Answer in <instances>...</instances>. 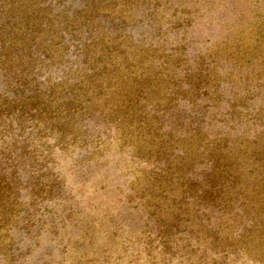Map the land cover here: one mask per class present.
Instances as JSON below:
<instances>
[{
    "label": "rangeland",
    "instance_id": "1",
    "mask_svg": "<svg viewBox=\"0 0 264 264\" xmlns=\"http://www.w3.org/2000/svg\"><path fill=\"white\" fill-rule=\"evenodd\" d=\"M91 1L47 0L56 20L53 26L58 25L67 47L63 65L52 66L29 49L16 79L7 81L0 68V102L39 90L62 101L68 91L58 92L57 87L85 62L89 35L86 25L71 29L70 16ZM133 3L135 11L125 13L126 32L149 48L150 55L152 49L171 55L182 52L186 59L178 61L174 55L171 62L187 61L183 85L196 82L181 89L174 111L179 125L176 117L170 118L163 131L175 126L173 130L184 135L193 127L212 138L239 142L260 136L255 143L263 162L261 167L253 166L263 171L264 0ZM4 13L0 4V47L7 30ZM105 25L110 26V21ZM111 25L119 27L116 22ZM249 47L259 59L238 66L232 56L243 55ZM78 110L69 131L62 123L61 129H46L41 119L33 123L31 113L22 119H0V164L7 163V174L18 191V215L9 231L13 248L0 252V264H264V222L243 214L245 208L253 216L256 210L262 212L264 200L237 206L225 221L215 209L204 216L202 224L208 232H201L200 238L187 233L181 234L183 241L174 248L161 244L148 211L135 198L136 189L145 183L142 174L150 168L133 158L130 148L121 147L114 126L99 115ZM205 170L200 167L195 172L200 183ZM251 173L244 174L249 193H262L264 184L253 182Z\"/></svg>",
    "mask_w": 264,
    "mask_h": 264
},
{
    "label": "trees",
    "instance_id": "2",
    "mask_svg": "<svg viewBox=\"0 0 264 264\" xmlns=\"http://www.w3.org/2000/svg\"><path fill=\"white\" fill-rule=\"evenodd\" d=\"M132 3L133 0H92L89 7L73 13L71 29L81 30L86 25L89 35L84 44L85 62L71 67L74 72L65 78L62 87H57L58 92L68 93L62 96V101L52 94H41L40 90L26 97L5 98L0 102V119L3 116L22 119L31 113L33 123L41 119L40 125L46 129H61L58 124L62 123L69 131L79 107L89 116L102 117L118 130L121 147L130 148L132 157L150 168L144 170L142 182L145 183L136 189L135 198L148 211L160 243L174 248L179 240L183 241L181 234L200 238L201 232H208L202 223L209 212L219 210L225 221V216H230L237 206L264 200V189L257 195L250 194L244 177L245 171H252L251 180L264 184V169L260 168L263 159L256 151L261 137L239 142L212 138L193 127H188L184 135L174 131L175 126L163 131L170 118L176 117L174 122L179 125L178 113L174 111L178 97L183 94L181 89L192 88L196 82L183 85L189 71L187 61L171 62L174 55L178 61L186 59L182 52L176 50L171 55L152 49L150 55L149 48L139 45L126 32L125 13L136 9ZM0 4L7 20L0 47L3 50L0 68L7 81L16 79L14 74L22 72L20 67L29 49L52 66L63 65L67 47L62 31L58 25L53 26L56 20L47 0H0ZM124 5L128 7L123 8ZM106 21H110L107 28ZM115 22L119 27L111 25ZM250 47L243 55L232 56L238 66H249L259 59ZM155 61L160 63L156 65ZM68 83L73 84L71 94ZM15 85L21 87L19 82ZM166 96L172 98L166 100ZM256 163L260 167H254ZM6 164H0V252L7 246L9 251L13 248L9 231L18 215L17 184L8 176ZM200 167L206 169L201 183L195 173ZM260 209L262 212L256 210L255 216L248 208L243 214L263 223V205Z\"/></svg>",
    "mask_w": 264,
    "mask_h": 264
}]
</instances>
